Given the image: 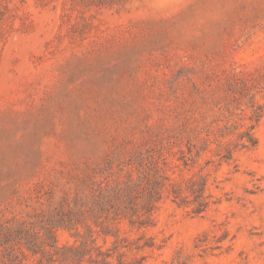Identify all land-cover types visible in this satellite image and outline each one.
Here are the masks:
<instances>
[{
    "label": "rangeland",
    "instance_id": "1",
    "mask_svg": "<svg viewBox=\"0 0 264 264\" xmlns=\"http://www.w3.org/2000/svg\"><path fill=\"white\" fill-rule=\"evenodd\" d=\"M0 264H264V0H0Z\"/></svg>",
    "mask_w": 264,
    "mask_h": 264
}]
</instances>
